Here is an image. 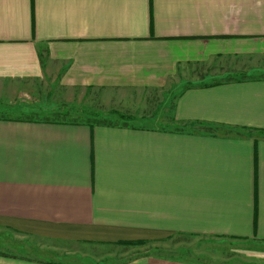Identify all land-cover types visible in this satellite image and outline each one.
<instances>
[{"label":"crops","instance_id":"crops-1","mask_svg":"<svg viewBox=\"0 0 264 264\" xmlns=\"http://www.w3.org/2000/svg\"><path fill=\"white\" fill-rule=\"evenodd\" d=\"M46 78L138 120L0 115V264L77 251L86 264H217L155 249L181 235L264 242V0H0V93L31 109L18 101ZM169 103L177 123L261 135L155 129ZM103 247L127 252L83 255Z\"/></svg>","mask_w":264,"mask_h":264},{"label":"rangeland","instance_id":"rangeland-1","mask_svg":"<svg viewBox=\"0 0 264 264\" xmlns=\"http://www.w3.org/2000/svg\"><path fill=\"white\" fill-rule=\"evenodd\" d=\"M224 66L226 65L222 62H219L215 69H219V67ZM241 78L242 77L239 76L234 78L218 79L216 81H237ZM206 81H209V79ZM184 82H186V80H184ZM25 88L31 89L30 87ZM8 89H10V92L15 91L14 85H11V87H8L7 90ZM34 93L35 94L29 95V98L27 100L18 101V103H20L21 101H25L20 104L28 107L32 106L31 109L28 108L18 110L13 109L14 104L10 98L13 96L12 93H0V97L6 98L4 99L6 101H4L3 104H0V115L7 117L20 115L22 119L25 118L37 121L101 124L105 126H129L131 123H133V119L138 120V118L125 114V112L109 109L107 105H104V103L96 102L92 104V107H95V109H99L93 110L94 108L88 109L89 106L87 105V101L80 103V96L78 95H75L73 97L67 96L66 99L64 96H61V94H55L56 88L50 86L49 80L47 78L39 84L37 91L34 90ZM100 97L101 96H85V99L91 98L97 100ZM22 98L24 97L21 96L18 99ZM73 98L74 100L71 101ZM167 107L168 111L163 112L164 118L162 120V122L166 123V126L156 127L155 129L211 135H226L230 133L244 134L252 137H258L259 135H261L257 131L239 130L220 125L189 122L177 123L172 119V115H170L171 104L169 103ZM167 244V249L155 250L167 255L201 262H213L217 264H264V242L253 239L243 241L207 236L201 237L181 235L176 236L173 240H169ZM135 245L143 246L142 243ZM86 250L83 249V255L85 253L86 255H89L96 252H101L103 255L109 254L111 256H115V258L124 257L125 253L127 252V250H123L121 249V247H103V249L101 250H88L87 248ZM81 251L82 250H80V253ZM76 253H78V256L75 255ZM76 253L69 254V257H67L66 255L61 256V253H58L60 258L55 256L54 260H60L71 264H86L87 260L81 259L78 251Z\"/></svg>","mask_w":264,"mask_h":264},{"label":"trees","instance_id":"trees-1","mask_svg":"<svg viewBox=\"0 0 264 264\" xmlns=\"http://www.w3.org/2000/svg\"><path fill=\"white\" fill-rule=\"evenodd\" d=\"M241 79H243V78H241ZM44 122H49V121H44ZM54 123H61V122H54ZM259 132L262 134L264 131H259ZM127 244H129V245H135V244H140V243H127Z\"/></svg>","mask_w":264,"mask_h":264}]
</instances>
